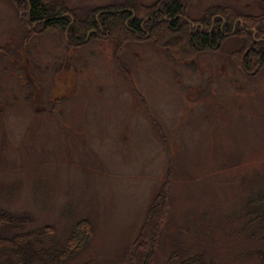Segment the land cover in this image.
Returning a JSON list of instances; mask_svg holds the SVG:
<instances>
[{"label":"rangeland","instance_id":"1","mask_svg":"<svg viewBox=\"0 0 264 264\" xmlns=\"http://www.w3.org/2000/svg\"><path fill=\"white\" fill-rule=\"evenodd\" d=\"M50 1L79 17L121 3ZM183 1L192 27L217 8L264 15V0ZM23 15L0 0V207L28 217L13 231L52 226L36 249L87 220L64 264H141L133 244L162 194L168 221L150 264H264V69L241 70L245 38L189 60L148 40L118 56L108 35L68 46Z\"/></svg>","mask_w":264,"mask_h":264},{"label":"trees","instance_id":"2","mask_svg":"<svg viewBox=\"0 0 264 264\" xmlns=\"http://www.w3.org/2000/svg\"><path fill=\"white\" fill-rule=\"evenodd\" d=\"M10 1L16 8L24 10L26 21L36 23L45 30H56L60 34L66 32L68 46L85 44L88 33L90 39L105 34L109 41L116 44L118 56L126 44L148 40L174 54L176 59L189 60L205 51L216 50L221 41L239 35L245 38L244 51L239 56L242 71L248 73L251 68L264 69V41L256 42L253 38L255 36L264 40V32L260 27L264 22V15L252 17L240 14L230 7L217 8L199 21L201 29L199 26L192 27L186 20V5L183 0H159L151 6H143L140 0H121V3L114 6L90 11L84 17H79L76 10H68L63 4L50 0ZM93 30L95 33H92ZM252 30L256 31L254 35ZM178 36L179 39L170 41L169 44L163 42L164 38ZM165 200L167 197L160 194L159 199L152 204L140 231V246L133 244L134 247L138 246L137 249L142 254L141 264H150L158 236L168 221ZM27 223L26 215L14 214L0 207V252L9 251L16 258L15 264H29L34 260L38 264H64L80 251V235L91 233L90 222L79 220L75 229L64 239H56L48 247L35 249L32 242L42 243L44 238L54 233V228L45 225L27 232L13 231L22 229ZM259 256L264 259V253H259ZM10 262L7 261L8 264H13ZM182 264L210 263L204 262L203 256H192L183 260Z\"/></svg>","mask_w":264,"mask_h":264},{"label":"flooded vegetation","instance_id":"3","mask_svg":"<svg viewBox=\"0 0 264 264\" xmlns=\"http://www.w3.org/2000/svg\"><path fill=\"white\" fill-rule=\"evenodd\" d=\"M34 24H36V23H34ZM235 25H236V23H234L233 24V29H235ZM201 29H202V26L199 24L198 25ZM195 28V27H194ZM247 30H250V29H247ZM253 31V35L256 33V31L255 30H252ZM234 32V31H233ZM254 41H256V42H259V41H264L263 39H260V38H256ZM218 46H219V43L217 44ZM244 45H245V42H244ZM244 47L245 46H243L242 47V49H244ZM247 52V51H246ZM242 60H243V57H242ZM242 70V69H241ZM247 73V72H246Z\"/></svg>","mask_w":264,"mask_h":264}]
</instances>
